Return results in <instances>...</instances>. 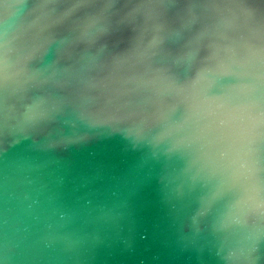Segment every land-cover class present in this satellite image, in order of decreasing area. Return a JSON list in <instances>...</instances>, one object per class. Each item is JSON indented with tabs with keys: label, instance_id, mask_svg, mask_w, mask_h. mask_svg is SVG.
<instances>
[{
	"label": "water",
	"instance_id": "water-1",
	"mask_svg": "<svg viewBox=\"0 0 264 264\" xmlns=\"http://www.w3.org/2000/svg\"><path fill=\"white\" fill-rule=\"evenodd\" d=\"M0 264H264V0H0Z\"/></svg>",
	"mask_w": 264,
	"mask_h": 264
}]
</instances>
